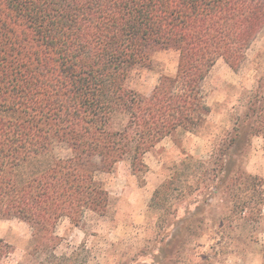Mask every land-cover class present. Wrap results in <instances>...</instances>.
<instances>
[{
	"label": "trees",
	"instance_id": "16d2710c",
	"mask_svg": "<svg viewBox=\"0 0 264 264\" xmlns=\"http://www.w3.org/2000/svg\"><path fill=\"white\" fill-rule=\"evenodd\" d=\"M263 30L264 0H0V220L55 241L63 218L105 215L98 175L123 161L141 174L164 139L197 133L207 76L220 59L240 68ZM159 50L177 73L149 97L129 89ZM12 250L0 240V264Z\"/></svg>",
	"mask_w": 264,
	"mask_h": 264
},
{
	"label": "rangeland",
	"instance_id": "374dc122",
	"mask_svg": "<svg viewBox=\"0 0 264 264\" xmlns=\"http://www.w3.org/2000/svg\"><path fill=\"white\" fill-rule=\"evenodd\" d=\"M148 62L127 82L145 97L177 73L179 55L159 50ZM204 91L208 115L197 133L164 139L141 174L123 161L98 175L110 194L105 215L80 226L63 218L55 241L0 220V240L13 249L6 264H264V30L240 68L217 62ZM54 153L71 156L65 144Z\"/></svg>",
	"mask_w": 264,
	"mask_h": 264
},
{
	"label": "crops",
	"instance_id": "0c3cea01",
	"mask_svg": "<svg viewBox=\"0 0 264 264\" xmlns=\"http://www.w3.org/2000/svg\"><path fill=\"white\" fill-rule=\"evenodd\" d=\"M215 67V66H214Z\"/></svg>",
	"mask_w": 264,
	"mask_h": 264
}]
</instances>
